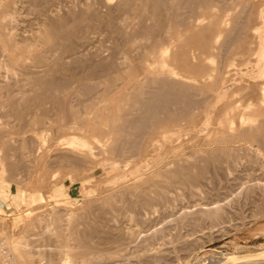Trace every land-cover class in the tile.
<instances>
[{"label":"rangeland","instance_id":"rangeland-1","mask_svg":"<svg viewBox=\"0 0 264 264\" xmlns=\"http://www.w3.org/2000/svg\"><path fill=\"white\" fill-rule=\"evenodd\" d=\"M71 1L73 2L72 4H71ZM77 1L79 3L80 0H74V1L73 0H70V1L57 0L56 2H54L56 4L54 5V8L55 9L59 8V11H60L59 13L64 14V15L66 14L65 11L67 9V6L73 5L75 3L74 9L75 11L77 10L76 11L77 13L75 12L77 16L75 14L72 15V19H71L72 22L71 21L69 22L72 26L68 25V27H65V29L55 32L54 36L53 37L51 36L52 38H50L43 44L40 41L38 43L36 38L34 39L33 37L34 32L37 30L35 28L39 27V24L36 25L37 20H35L36 18L35 14H33L31 10L30 11L24 10L25 13L23 14L22 12V17L26 18L25 22H20V25L23 23L22 24L23 26L17 25L16 28L18 29H16V32H18V30H21L24 34H22V32L20 31L21 34H19L18 38L22 37L20 38V40H23V38H27V40L20 41L17 39V36H16L17 41H20L21 44H23L24 42L32 43V41H34L33 43H35L36 41V43L39 44L37 46L38 47L37 52L41 53L42 49H44L45 51L46 50L45 48H49L52 45L56 46L58 41L60 42V43L58 42L60 45L64 42L63 43V46H64L66 45L65 43L72 44L74 42L73 44H76L78 42L79 44L82 41L86 42V39H89L90 37H92L91 40L89 41L91 43H94L95 46L98 45L99 47H102L104 46V44H107V45L110 44L108 47L115 48L118 45L119 48L121 46L120 50H122L123 52L125 51L124 52L125 54L130 51L129 53L126 54V57L128 56L130 60L128 58H127L128 61L127 59L125 60V63L122 65V67L123 66L124 67L123 68L120 67V69H118L117 71V72L120 71L119 74L117 72H114V73H110V76H107V77L102 76L100 77V79L94 78L93 80H90V81L86 79L88 73H87V68L83 67L85 66L84 65L85 62H83L84 60L76 64L71 62L73 67L70 63L66 62L67 65L69 64V66L67 67L68 70L67 69L61 70L60 72H57L58 75L56 73L54 76L55 78L54 80L57 81L56 78H58V82L59 80L60 82L64 80L65 87H61L53 91L50 90L51 94H54L56 97L60 96V98L57 97V100H59L57 102H55L56 100L52 101L51 99H49L48 101V98L46 100L44 97H41L44 94L42 88L41 89H39L40 87L39 88H29L28 85L26 86L24 85V82H25L24 80L22 81L20 80L21 82L18 81L20 78L29 79L31 76L30 74L26 77L28 73L22 74L18 71L16 72L14 71L13 73L14 75L12 76L11 82L13 81L15 83L16 81V85L12 82L13 84L12 83L11 84L14 85V87L13 86L9 87L12 89L11 91L7 90L8 91L7 93L9 94V97L12 98V100H15L16 98L15 102H17V104L19 103L18 106L20 105V108L22 107V109H24L26 115L23 119L17 120L18 118L17 114L15 116V114L11 113L14 111H10L6 104H3V106L6 105L4 108H2L0 105V127H1L0 128V138L2 137L3 131L8 130L7 132H8L9 137L7 136V138L9 142L11 141L9 144L10 146H12V148H10L9 146H7L8 148L6 147L5 149L0 148L2 149L0 151V158H2V162L0 159V242H4V248L0 250V254H2L0 255V264H49V262H52L53 264H59V263L63 264L61 262L62 259H60L59 256H58L59 260L57 259V255H56V258L54 256H55L56 250L59 249V244L63 245L64 241L65 242L70 241L69 243L67 242V244H70V247L72 248V250L74 249L75 253L77 254V256L74 257L75 259H72L73 256L69 258L70 264H75V263L76 264H90V263L91 264H264V148H262L260 152L262 153L263 151L262 153L263 155L261 154V157L259 158L261 165H257L256 164L257 162H255L256 159H255V152H254L255 149L257 148L256 146L257 140L254 139L255 140L254 141L252 138L247 137L246 135H245L246 137L244 136V132L246 131L245 128L246 129L247 128L251 129L249 127L254 128L255 126H257L258 122L263 120L262 115L261 116L260 114L255 115L256 112L254 111V109H256L259 106L260 100L258 101L257 99L260 97L259 93L261 95V92H260L261 90H259L260 87L258 88V86H255L256 81H257L256 82L257 84L260 82V80L259 81L258 79L256 80L257 68H255V66H257L256 64L259 63L258 59H260V56L264 52V51L262 52V49H264L263 48L264 47L263 45L264 44V40H263L264 28H263V21H262L264 19V16L262 20L261 19L257 20L259 18H258V12H257L256 7L253 9L242 8L243 6L240 3H244L246 2V0H234V1L224 0L225 3L222 0L220 1L219 0H189L190 3H188V0H165L164 3H162V6H161V3L159 4L160 6L158 8L155 7L153 0H151L153 3L150 0H148V2L149 1L150 2L146 4L139 2V0H133V4L131 5V7L129 5L127 6V9L125 7L122 9V11L120 12L118 11V13L115 12L116 17L118 16L122 20L121 22L124 23V26L122 27V33L124 34L125 32H127L130 35L131 34L134 35L132 36L133 37L131 39L132 41L127 42V45H126V43H124V38H123L124 35L120 33L121 35L118 34L119 37L117 36V34L116 36H114L115 34L112 33V29L110 28L108 29V26H103L104 28L100 26L98 27L99 29L97 27L96 28L94 27V30L92 27H91L92 29H88V25H86L87 22L85 20L88 18L89 14L86 15V13L83 14L78 11V8L80 6H78L79 4L76 3ZM89 1L97 2L98 0H89ZM123 1H126V0H123ZM227 1L231 2L230 3L231 5ZM5 2L6 0H0V6L4 4ZM98 7H99L100 12L104 13V11H106L104 7L101 8V6L99 5ZM61 8L65 10L62 11ZM162 8L164 9L161 10ZM209 8H211V10ZM26 13L28 14V16L27 17L23 16V15H27ZM209 13L212 14L211 15L212 17L210 16ZM216 14L219 15V17ZM32 15L34 18L32 17ZM152 15L154 17H151ZM156 15L157 16L159 15L158 17L160 19ZM256 15H257V18L255 17ZM213 17L214 18L217 17V19H215V22L212 23L211 21H214ZM30 18H33L34 20L33 19L31 20ZM143 19L145 20V22H143ZM168 19H170L169 22H167ZM208 19H211V21L210 20L208 21ZM219 20H221V23L219 22ZM33 22L35 23L33 24ZM82 22H85V23L82 24ZM31 23L33 25H29ZM144 23H147L146 26L144 25ZM159 23L161 24L164 23L162 25L163 28L160 26ZM209 23H211V25L213 26L209 25ZM217 23L219 24L217 25ZM126 24L127 26H125ZM155 24L159 25L162 28L158 30L160 33L156 30L157 26L155 27ZM220 24H222V27L220 26ZM85 25L87 26V29L85 28ZM230 25H233V26H230ZM147 26L154 27V30H153L154 35H157L158 33L162 35L163 33L166 35H162V36L165 37V39L169 38L170 40L169 39L161 40L160 44H158L156 48L151 47L150 41L152 42L154 38H152V36L151 38L149 37L150 39L148 37L146 38V36L141 32L142 29ZM219 26L223 29H221ZM210 27L212 30H214V28L216 27H217L216 29L220 28L221 32H219V34H216V35L214 34L215 35L214 37L213 34L212 36L207 31V29H209ZM256 27H259V28H256ZM101 28L105 31L100 30ZM105 28L109 31H107ZM204 28H206L205 29L206 31L204 30ZM163 29L166 33L162 31ZM254 29H257V30H254ZM87 30H91L93 32L87 31ZM138 30H141V31L139 32ZM199 30L204 31V33L200 32ZM253 30L255 34L254 32H251ZM95 31L97 32L102 31V33L105 36H103L102 33H100L102 34L100 36L99 32L96 33L97 34L96 36V34H94ZM86 32L87 33L89 32V34H87ZM239 32H240V36L238 34ZM91 33L93 34L91 35ZM189 33L192 34V36ZM195 33L196 34L199 33L200 36L198 34H197L198 36L195 35ZM139 34L141 35L139 36ZM178 34L179 35L182 34L181 36L185 38L186 42L184 43L186 44L191 43L193 45L196 44L194 46L190 44L187 45L188 46L187 49L189 50L188 56H190L188 57V63H190V65L192 64L193 66H192V69L190 68L188 69L189 71H187V69L183 68V65H181L180 57L178 58V61H179L178 62L174 60L172 61L171 57L167 56V60L165 59L166 60L165 62L167 63L168 66L169 64H171V62L173 63L170 66L171 68L174 67L173 71L178 73V76H177L178 78L167 77L166 75L159 73V69L157 67L161 66V64H160V61H158L159 58L156 57L157 53L155 50L161 47H165L166 45L170 43V41H173L172 43H175L174 39L177 37ZM85 35L86 36L88 35V38L85 37L86 39H84ZM241 35L244 36L247 42L244 40L243 36ZM62 36L63 38H61ZM68 36L73 37L74 40L72 38L70 39ZM29 37L32 38L33 40L30 41L31 39ZM120 37L122 38L120 39ZM195 37H198L199 45H198V42L196 43V41L198 40H196L197 38L195 39ZM204 37H206V39L207 37L212 38V40L208 38L212 43L211 50L202 49L203 47H201L202 46L201 44L205 41ZM240 37L241 39H239ZM186 38H188V40ZM251 38L252 39L254 38V40H252ZM105 39L106 41H104ZM111 39H115L113 40L114 43H116L115 41L119 43L115 44L116 45L115 46L113 45L114 43ZM95 40H97L98 42L96 41L95 43L94 42ZM101 40L104 41V43L101 42ZM240 40H241V44L239 45V43H236V42H239ZM122 41H123V45H122ZM100 42L102 43L101 46L100 44H98ZM257 42H258V45H257ZM128 44L130 46H128ZM251 44L255 46H251ZM40 45L42 46L40 47ZM107 45H106V48H107ZM197 45L199 47L196 48ZM231 45L232 47H230ZM236 45L237 46L239 45L240 48L237 49ZM233 46L234 48L237 49L238 52H235L236 50L234 51ZM194 47L196 50L194 49ZM242 47L244 48L246 47V49ZM250 47L253 49H251ZM149 48H152L153 50L152 49L150 50ZM173 48H175V50L176 49L178 50V48L180 47L177 46ZM198 48L202 49L200 51L201 52L203 51V52L199 54ZM102 49H105V48H102ZM133 49L134 51L138 50V54L136 51H135L136 53H134ZM248 49L249 51H246ZM48 50H46V52L42 50V52L44 54L45 53L48 54L47 53ZM253 51H254L255 56L260 54L259 57L256 56V58L254 59L255 56L252 55ZM239 52L242 53L243 56L242 54H239ZM249 52L251 53L252 56H248ZM16 53H20V51H16ZM144 53L147 55H145ZM23 54L28 55L27 57L24 55L25 61L27 60L26 61L27 63L32 64V61L34 60L32 58L33 56L31 57V54L26 53V52H23ZM194 54L196 55L194 56ZM197 54L203 57L201 58V56H199L200 57L199 58ZM132 55H134L136 58L135 57L133 58ZM138 55L140 56V58H138ZM30 58H32L33 60L31 59L30 61ZM131 59H133V61ZM254 60L255 62H253ZM155 61L157 62L155 63ZM82 62H83V65H82ZM129 62L130 64H126ZM132 62L134 63L132 64ZM152 64L155 69L154 68L152 69ZM226 64L228 67L226 66ZM155 65L157 67H155ZM194 66L203 67L205 71L203 69V71L200 72V70L198 69L196 70ZM240 67L242 70L240 69ZM149 68H150V71H149ZM246 69L250 71H247ZM132 70L134 71L132 72ZM253 71H256L254 72L256 74H252ZM129 72L131 73L129 74ZM18 73H20V76ZM145 73L147 75H145ZM181 74L183 75V77ZM210 75H211V78H209V81H208L207 77H210ZM148 76H151L152 78L151 77L148 78ZM184 76L186 77L188 76L189 78L188 77L186 78ZM214 76L217 77V80H216V77L214 78ZM254 78L256 81H253ZM146 81L148 85L145 83ZM212 81L213 82L218 81V82L214 84ZM64 82H61V83H64ZM164 82H167L168 84L171 85V87L166 88L168 89L166 91H169V92H166L165 94H163L165 92L164 91L165 89L162 90L159 87L161 86L160 84ZM211 82H212V85H210ZM139 83L142 85H140ZM87 84H90L89 85L90 89L86 91L84 90L85 89L84 87ZM18 85L19 87H17ZM20 85L22 86L21 88H20ZM137 85L139 86L137 87ZM176 85H177V88L179 89H181V87L183 88L186 87V90L188 89L187 90L188 95L191 93H194L195 96H191V95H194V94H191L190 95L191 98L189 99L192 101V97L193 98L195 97L193 100L194 102L195 101L196 102L192 104L193 101L191 103L189 99L188 101L187 99L186 100L184 99V101L179 100V102L176 99H172L174 97L173 95L174 92H172V94L170 93L171 91H173L172 86L176 87ZM179 85L181 87H178ZM182 85H185V86H182ZM200 85L203 87H201ZM21 89L23 92L21 91ZM195 89H197V91H195ZM202 89L204 92L202 91ZM181 90L179 92H181L182 94L186 92L184 89L182 91ZM229 92H230V95H229ZM155 93L156 95L160 93L158 95L160 98L158 96L156 97ZM167 93H169L168 97L166 95ZM3 94L0 96H3ZM24 94L25 96L31 97V98L35 96L34 97L35 99L32 98L30 100L29 98L28 100L29 102L27 101V105L29 106L24 105L26 103H24V101H22L21 99L22 95ZM228 96L229 98H227ZM37 97H39L41 100ZM125 97L127 98V100ZM154 97H156L157 99ZM163 97L164 99H162ZM4 99L5 97H2L1 100H4ZM19 99L22 101V103L20 102ZM158 99L160 100L158 101ZM35 100H36V103H34ZM39 101H41V103ZM232 102H235V104L238 105L237 107L238 110L235 112V115H236L235 118L237 120L233 124V126L228 127L226 124L228 122L226 113L229 112L228 111L230 109L229 106H230V103ZM248 103L249 105H251V109L250 108L246 109ZM254 103L256 104L254 105ZM235 104H232V105H235ZM191 105L193 106L194 109L191 107ZM25 107L26 108L29 107V109H26ZM157 107L158 108L160 107V108L158 109ZM174 107L175 109H172ZM149 108L153 110L158 109L157 111H154V112H157L159 117L160 116L163 117L162 120L164 119V117L166 118L167 121L166 120H163V121L161 120L162 122L159 121V123H156L157 126L153 127V129L158 127L156 129L157 131L158 130L163 131L165 128L168 127L167 130L166 129L164 130L165 136L167 135L166 136L167 138L164 136H161L162 134L159 135L157 131L153 132V129L150 134H145L143 133V131L142 132L139 131V133H136L135 135L134 134L135 129L133 131V126L131 125V127H128L130 126V124L126 126L127 124L125 123L126 121L130 123L129 121L132 117H135L137 115L138 116L143 115L145 113V110H147L146 112L151 111L150 113H153L152 112L153 110H150ZM189 108H192L190 110L191 112L194 110L192 114L188 110ZM7 109L9 111H7ZM170 110L171 111L173 110V111L171 112ZM188 111L190 113H188ZM3 112H10L11 114L8 113L7 118L5 117L2 118L1 115ZM221 112L223 113V115ZM38 113H40L41 115ZM240 113L243 115L245 114L243 116V119L246 122L244 121H243L244 123L239 122L240 120L238 119L241 115ZM169 114H171V116ZM173 114L175 115V117L173 116ZM252 114H254L253 117L251 116ZM73 115L77 117L75 118L76 121L74 119L72 120ZM167 115H168V118H167ZM191 115L192 117L188 118ZM59 116H61V119L59 118ZM124 116L125 118H127L126 120ZM223 116H225L226 119H224ZM249 116L250 118H252L251 121L250 120L248 121ZM63 118L65 120L64 123H68L69 121L70 122L79 121V122L75 123L74 128H71V129L67 128L69 131L68 132L67 130H64V128L66 127H64L65 125H63ZM128 118H129V121H128ZM223 119L225 121L227 120L226 123L225 121H223ZM2 120H4L3 121L4 123L2 122ZM54 120L56 121V123ZM104 121H105V124H104ZM164 122L167 123V125L164 126L165 124ZM222 122L224 124V127H223ZM79 123H81V125ZM121 123L124 127L121 125ZM32 124H34L35 126L34 125L32 126ZM61 125L63 126V129ZM225 125L226 127L230 129L228 128L225 129ZM2 127L4 128L3 130H2ZM77 127H79L80 130ZM80 127L81 128L83 127L82 128L83 132L81 131ZM131 129L133 132L131 131ZM84 130L85 131L88 130V132H84ZM221 131L223 134L222 136L223 138L221 137L222 135ZM130 132L132 134L128 135ZM73 134L74 136H77V137H81L82 135L83 136L87 135V138H91L90 135L96 136L97 142L96 140H92V139H90V141H92L93 146L94 145L96 146V147L94 146L96 148L95 149L96 151L94 150L96 152L95 154L99 155V156L97 155L95 156L97 163H95L92 166H88L83 163L80 165L74 164V163L72 164L66 163V162L61 163V161L58 160L57 156L61 154V152L66 153L67 151V148L65 147L67 145H65L64 142L66 143V141L69 138H71ZM152 134L155 136H153ZM239 134L240 135L242 134V135L240 136ZM151 136H153L154 138V140L152 139V143L156 142V143H153L154 145L150 143L151 138H152ZM146 137L148 138L146 139ZM148 139H149V142H148ZM146 140L148 143H150L149 145L146 142ZM217 140H218V144H217ZM124 141L125 143L126 142L127 143L123 145L122 147V145L120 144L121 142L123 143ZM128 141L130 144L128 143ZM119 146L120 148H117ZM125 146H128L127 149ZM131 146L132 147L134 146V149ZM124 147L126 150H131V151L129 152V151L124 150ZM236 148H237V151H236ZM114 149L115 150L119 149V151L118 150L114 151ZM121 149L124 151L123 152L124 154L120 153ZM216 149L217 151L224 150V149H225L224 151H226V149L228 151L230 149L232 152L231 151L229 152H231L232 154L234 151L233 155H235L238 158V163L236 165H233L234 167L232 166V169L230 170L231 172L229 171L227 172L223 169L218 170L217 171L218 173L216 172L217 178L216 177L215 179L213 178L214 180L208 183L209 185L207 183L205 184L204 182L203 183L204 187L202 186L200 188L201 190L196 189V188H190L187 185H175L173 187L168 188L167 194L169 193L168 194L169 196L166 194L165 197L168 196L166 198V201L163 200V203L160 202L161 204L159 203L157 204V206L155 205V209L153 208L152 211L150 210L149 213H146V216L144 213L133 215V213H131L130 211H127L128 213L130 212L129 214H127L125 210L122 211L119 208L120 202L116 201L117 198H115V194H117L119 191L123 189L125 190V188L128 190L129 189L131 190L132 187L130 186H132L134 183L136 184L137 180L139 181L141 179L148 178L151 175H153L152 177L155 178V176H157L155 173H158L157 170H162V169L164 170L166 168L165 167L166 165L168 168L170 166L174 167V163L178 162V160L179 162L180 161L182 162L183 160V162L186 163V161L193 160V157L197 156L198 154L200 153L204 154L205 152H209V150L212 151L213 153L215 152L217 154H221L222 151L217 152ZM198 151L199 152L201 151V152L199 153ZM131 152L134 154H131ZM126 153L127 155L129 153L130 154L127 156ZM133 157L135 158L133 159ZM114 158H115V161H113ZM13 166H15L14 167L15 169L12 168ZM48 167L49 168L51 167V168L49 169ZM9 169L11 171H9ZM170 169L172 168H169L168 170ZM208 169L210 170L212 174L213 172L212 167L210 168L209 166ZM210 172H208L207 175H209ZM156 178L159 179L160 177L157 176ZM202 202L212 203L213 206L217 204L216 202H219L218 204L222 205L224 215H221L222 217L218 218V220H216L213 224L209 222L208 218L206 219V217H204L202 214H199V213L198 214L191 213L188 216H186V218L182 217L183 216L182 214L188 211H196L198 209V204ZM113 208L115 210L119 209V215L116 216L118 219L114 217V220H115L113 221L114 223H112V225H108L107 227L108 229L106 230V239L108 241V244H103L104 247H102V248H107V251L109 248V251L103 252L105 256H103L104 254L102 253V251L100 254L96 251H92L94 253L90 252L89 250L87 251V249L83 248V246L78 243L77 241L78 237L75 233H73V230L71 229H74L75 227V229L78 228V230L81 231L84 228L83 223L85 222L88 223L87 219H89L90 221V218L92 219L93 217H96V214L98 211H103V210L109 211ZM75 216H77L76 218L80 219L81 222H79V220L74 219ZM81 216L83 217L81 218ZM54 220H55V223L53 222ZM71 223L74 225L76 224V225L71 227L70 226ZM68 226H70L71 229L69 230L72 233L68 234L69 238L68 236L66 237L65 235V239L63 241L62 239L64 238V233L65 232H66L65 234L69 233V231L67 232V229H66L68 228ZM59 233L62 237L58 236ZM120 237L122 238V241L120 240V242H122L121 243L122 246L120 250H118L117 252H113V249L117 250V248H114L113 245H110L109 241L120 238ZM60 240H62L63 242L61 241L62 243L61 242L59 243ZM15 242H17L18 246L16 245ZM55 245H57L58 247H56ZM53 247L54 248L56 247V248L54 249ZM99 248L101 249V247ZM84 249H85V252H84ZM41 250H43V252ZM79 252L81 253L79 254ZM87 252L89 253V256L87 255L88 254ZM40 253L42 256L40 255ZM92 254L94 255L92 256ZM85 255H87L90 259H88L87 256L85 257ZM94 257L96 258L94 259ZM49 258H55V259H51V261H49L48 260ZM77 258L80 261L77 260V262H75ZM85 258H87L86 260H88V263H86L87 261L85 260ZM92 258L94 262L91 261ZM97 259H98V262H97ZM31 260L33 262L34 261L36 262L33 263Z\"/></svg>","mask_w":264,"mask_h":264},{"label":"bare ground","instance_id":"bare-ground-1","mask_svg":"<svg viewBox=\"0 0 264 264\" xmlns=\"http://www.w3.org/2000/svg\"><path fill=\"white\" fill-rule=\"evenodd\" d=\"M57 1V0H56ZM55 0H6V2L4 3V4H2L1 6H0V95H2L4 92V94H3V96H0L1 98H0V105H1V107L2 108H4L6 105L8 106V109L10 110V111H14V112H11V113H13V114H15V116H16V114H17V120L18 119H23L24 117H25V111H24V109H22V107L20 108V105L18 106V104H17V102H15V100H16V98H15V100H12V98L11 97H9V94L7 93L8 91L7 90H10L11 91V89L12 88H9V87H11V86H13L14 87V85H12L13 83L11 82V79H12V76L14 75L13 73H14V71L16 72V71H18V72H20V73H22V74H24V73H28L27 75H26V77L30 74L31 76H30V78L29 79H19L18 81H22V80H24L25 82H24V85L26 86V85H28L29 86V88H39V89H43V95L41 96V97H44L46 100H47V98H48V101H49V99H51L52 101H54V100H56L55 102H57V101H59V100H57V97H59L60 98V96H55L54 94H51V91L50 90H55V89H58V88H61V87H65V82H64V80L63 81H61V82H64V83H61L60 82V80H59V82H58V78H56L57 79V81L56 80H54L55 78H54V76H55V74L57 73V72H60L61 70H66L67 69V67L69 66V64L67 65L66 64V62H68V63H70L71 64V62L72 63H79V62H81L82 60H84L83 62H85V66H83L84 68L86 67L87 68V77H86V79H88L89 81L90 80H93L94 78L96 79V78H99L100 79V77H102V76H110V73H114V72H117L118 71V69H120V67L121 68H123L122 67V65L125 63V60L128 58V56L126 57V54L127 53H129V52H127L126 54L122 51V50H120L121 49V46H120V48H119V46L117 45H115V44H118L119 42H117V41H115L116 43H114V41L113 40H115V39H111L112 41H113V45H115L116 47L115 48H111V47H108L109 45H107V44H104V46H102V47H99L97 44V46H95L94 45V43H91L89 40H91V38L92 37H90L89 39H86V38H88V35L86 36H84V39H86V42L84 41H82V42H80L79 44H78V42L76 43V44H78V45H76V44H71V43H65L66 45H64L63 46V43H62V41H61V45L57 42V44H56V46H54V45H52L51 47H49V48H45L46 50H48V54H44L43 52H42V50L44 51V49H42L41 50V53H38L37 51H38V45L39 44H37L36 43V41H35V43H33L34 41H32L33 39L32 38H30L29 40L30 41H32V43H27V42H24V43H26V44H21V42L20 41H23V40H27V38H23V40H20V38H22V37H20V38H18L19 37V34H21L20 33V31L21 30H18V32H16V29H18V28H16L17 27V25L19 26L20 25V22H25V19L26 18H23L22 17V12H23V14L25 13V11L24 10H27V11H32L33 12V14H35V16H36V18H35V20H37V24L36 25H38L39 24V27L38 28H35V29H37L35 32H34V35H33V37H34V39L36 38V40L38 41V43H39V41L43 44V43H45L47 40H49L50 38H52L53 36H54V34H55V32H58L59 30H62V29H65V27H68V25H71L69 22L71 21V19H72V15H74L75 14V12L77 11H75V3L73 4V5H68L67 6V9H66V14L64 15V14H60L59 12V8L58 9H55L54 8V5H56L54 2H56ZM62 1V0H61ZM68 1H70V0H68ZM74 1V0H73ZM151 1V0H150ZM149 1V2H150ZM154 1V4H155V7L156 8H158L160 5V3H161V6H162V3H164V1L165 0H153ZM220 1V0H219ZM223 2H224V0H222ZM226 1V0H225ZM231 1H234V0H231ZM248 1V2H247ZM139 2H141V3H149L148 2V0H139ZM152 2V1H151ZM171 2V1H170ZM196 2V1H195ZM227 2H229V1H227ZM2 3V2H1ZM73 2L71 1V4H72ZM76 3H78V1L76 2ZM153 3V2H152ZM151 3V4H152ZM177 3V2H176ZM188 3H190V1L188 0ZM225 3V2H224ZM231 2H229V4H230ZM233 3V2H232ZM59 4V3H58ZM57 4V5H58ZM66 4V3H65ZM64 4V5H65ZM79 4V5H78ZM77 5L78 6H80L79 8H78V11L79 12H81V13H83V14H85L86 13V15H88L89 14V16H88V18L85 20L87 23H86V25H88V29H92L93 28V30H94V27L96 28H98V27H100V26H102V28H104L103 26H108V29L110 28V29H112V33L113 34H115L114 36H116V34H117V36H118V34H123L122 33V27L124 26V23L123 22H121L122 20L117 16L116 17V14H115V12L116 13H118V11L120 12V11H122V9L123 8H125L126 7V9H127V6H129L130 5V7H131V5L133 4V0H126V1H123V0H98L97 2H91V1H89V0H80L79 1V3H78ZM144 4V5H145ZM178 4V3H177ZM185 4V3H184ZM211 4V3H210ZM243 7L242 8H250V9H253V8H257V12H258V18L259 19H257V20H262L263 19V14H264V0H251V1H249V0H246V2H244V3H240ZM60 5V4H59ZM98 5L99 6H101V8L102 7H104L105 9H106V11H104V13L103 12H100V10H99V7H98ZM164 5V4H163ZM186 5V4H185ZM193 5V4H192ZM231 5V4H230ZM233 5V4H232ZM71 6V7H70ZM73 6V7H72ZM169 6V5H168ZM184 6V5H183ZM222 6V5H221ZM60 7V6H59ZM155 7H154V9H155ZM170 7V6H169ZM190 7V6H189ZM200 7V6H199ZM210 7H211V5H210ZM57 8V7H56ZM65 8V7H64ZM103 8V9H104ZM171 8V7H170ZM215 8V7H214ZM218 8V7H217ZM62 9V8H61ZM60 9V10H61ZM76 9H77V7H76ZM164 8H162L161 10H163ZM180 9V8H179ZM199 9V8H198ZM205 9V8H204ZM208 9V8H207ZM206 9V10H207ZM210 10H211V8H209ZM232 9V8H231ZM241 9V8H240ZM250 9H248V10H250ZM65 10V9H64ZM63 9H62V11H64ZM172 10V9H171ZM186 10V9H185ZM209 10V11H210ZM124 11V10H123ZM200 11V10H199ZM152 12H154V11H152ZM151 12V13H152ZM207 12V11H206ZM220 12V11H219ZM239 12H240V10H239ZM28 13V12H27ZM26 13V14H27ZM30 13V12H29ZM77 13V12H76ZM156 13V12H155ZM154 13V14H155ZM182 13V12H181ZM251 13V12H250ZM253 13V12H252ZM80 14V13H79ZM78 14V15H79ZM185 14V13H184ZM210 14V13H209ZM76 15V14H75ZM85 15V16H86ZM124 15V14H123ZM189 15V14H188ZM193 15V14H192ZM196 15V14H195ZM212 14H210V16H211ZM217 15V14H216ZM250 15V14H249ZM23 16H25V17H27L28 16V14L27 15H23ZM77 16V15H76ZM157 16V15H156ZM155 16V17H156ZM159 16V15H158ZM157 16V17H158ZM169 16V15H168ZM208 16V15H207ZM218 17H219V15H217ZM241 16V15H240ZM31 17V16H30ZM32 17H33V15H32ZM80 17V16H79ZM151 17H154L153 15L151 16ZM162 17V16H161ZM209 17V16H208ZM212 17V16H211ZM254 17V16H253ZM256 18H257V15L255 16ZM34 18V17H33ZM33 18H30L31 20L33 19ZM159 18V17H158ZM165 18V17H164ZM168 18V17H167ZM171 18V17H170ZM183 18V17H182ZM234 18V17H233ZM160 19V18H159ZM205 19V18H204ZM212 19V18H211ZM211 19H208V21L210 20L211 21ZM215 19H217V17H213V20L214 21H211L212 23L213 22H215ZM34 20V19H33ZM77 20V19H76ZM82 20V19H81ZM141 20V19H140ZM169 20L170 19H168V21L167 22H169ZM173 20V19H172ZM179 20V19H178ZM249 20V19H248ZM256 20V21H257ZM27 21V20H26ZM160 21V20H159ZM263 21V28H264V19L262 20ZM72 22V21H71ZM143 22H145V20L143 19ZM142 22V23H143ZM176 22V21H175ZM179 22V21H178ZM185 22H186V20H185ZM219 22L221 23V20H219ZM29 23V22H28ZM35 22H33V24H34ZM83 23H85V22H82V24ZM155 23V22H154ZM153 23V24H154ZM187 23H189V22H187ZM186 23V24H187ZM23 24V23H22ZM21 24V25H22ZM27 24V23H26ZM32 23L31 24H29V25H33ZM73 24V23H72ZM146 24L147 23H144V25L146 26ZM160 24V26L162 27V25L164 24H161V23H159ZM185 24V23H184ZM219 23H217V25H218ZM20 25V26H21ZM25 25V24H24ZM85 25V28L87 29V26ZM137 25V24H136ZM143 25V26H144ZM209 25H211V23H209ZM238 25V24H237ZM243 25V24H242ZM262 25V24H261ZM23 26V25H22ZM72 26V25H71ZM125 26H127V24L125 25ZM157 26V27H156ZM159 25H156L155 24V27H156V30L158 31L159 29H162L161 27H160ZM171 26V25H170ZM211 26H213V25H211ZM220 26L222 27V24H220ZM219 26V27H220ZM230 26H233V25H230ZM28 27V26H27ZM37 27V26H36ZM90 27V28H89ZM92 27V28H91ZM209 27V26H208ZM220 27V28H221ZM245 27V26H244ZM33 28V27H32ZM100 29V30H103V29ZM107 28V27H106ZM105 28V29H106ZM217 28V27H216ZM216 28H214V30H212L211 29V27L209 28V29H207V31L212 35H216V34H219V32H221V29H223V28H218V29H216ZM239 28V27H238ZM243 28V27H242ZM256 28H259V27H256ZM261 28V27H260ZM19 29H20V27H19ZM31 29V28H30ZM67 29V28H66ZM99 29V28H98ZM142 29V28H141ZM168 29V28H167ZM206 28H204V30H205ZM216 29V30H215ZM27 30V29H26ZM97 30V29H96ZM107 30V29H106ZM154 27L153 26H147V27H145V28H143L142 29V31L141 30H138L139 32L141 31L145 36H146V38L148 37H150L151 38V36H152V38H154L153 40H152V42L150 41V46L151 47H153V48H156V46H158V44H160V41L161 40H166V39H169V38H166L165 39V37H163L162 35H166V34H163L162 33V35L161 34H157V35H154L153 33H154ZM194 30V29H193ZM192 30V31H193ZM197 30V29H196ZM232 30V29H231ZM234 30V29H233ZM251 30V29H250ZM254 30H257V29H254ZM254 30L253 31H251V32H254ZM23 31H24V29H23ZM86 31V30H85ZM87 31H91V30H87ZM103 31H105V30H103ZM107 31H109V30H107ZM107 31H106V33H107ZM135 31V30H134ZM162 31H164V29L162 30ZM161 31V32H162ZM188 31V30H187ZM200 31V30H199ZM206 31V30H205ZM223 31V30H222ZM22 32V31H21ZM70 32V31H69ZM91 32H93V31H91ZM99 32V34L100 33H102V31L100 32V31H98ZM97 31H95L94 32V34H96V33H98ZM190 32V31H189ZM198 32V31H197ZM200 32H203L204 33V31H200ZM199 32V33H200ZM207 32V33H208ZM234 32V31H233ZM257 32V31H256ZM17 33H18V35H17ZM26 33V32H25ZM33 33V32H32ZM87 33V32H86ZM105 33V32H104ZM164 33H166L165 31H164ZM191 33H193V32H191ZM199 33H197L198 35H199ZM22 34H24L23 32H22ZM85 34V33H84ZM87 34H89V32L87 33ZM93 33H91V35H92ZM98 34V35H99ZM103 34V33H102ZM102 34H100V36L102 35ZM120 34V35H121ZM156 34V33H155ZM187 34V33H186ZM190 34V33H189ZM196 33H195V35H197ZM209 34V35H210ZM239 34V36H240V32L238 33ZM254 34H255V32H254ZM106 35H108V34H106ZM124 43H126V45H127V42H129V41H132L131 39L133 38L132 36H134L133 34H128L127 32H125L124 34ZM122 35V36H123ZM137 35V34H136ZM141 34H139V36H140ZM168 35V34H167ZM179 35V34H178ZM177 35V37L174 39V42L175 43H172L173 41H170V43L168 44V45H166L165 47H161V48H159V49H157V50H155L156 51V57L157 58H159V60L158 61H160V64H161V66H159V67H157L156 65H155V67H157L158 69H159V73H161V74H163V75H166L167 77H174V78H178L177 76H178V73H176V72H174L173 70H174V67H172L171 68V64H173L171 61V64H169V66L167 65V63L165 62L166 60H167V56L168 57H171V59H172V61L174 60V61H178V58L180 57V63H181V65H183V68H185V69H187V71H189L188 69H192V64L190 65V63H188V57H190V56H188L189 55V50L187 49V45H193V44H191V43H188V44H186V43H184V42H186L185 41V38H183L181 35H179L178 36ZM188 35V34H187ZM191 36H192V34H190ZM194 35V36H195ZM197 35V36H198ZM212 35V36H213ZM215 35H214V37H215ZM237 35V34H236ZM16 36H17V39L18 40H20V41H17V39H16ZM22 36V35H21ZM52 36V37H51ZM72 36V35H71ZM96 36H97V34H96ZM99 36V37H100ZM103 36H105L104 34H103ZM111 36H113V35H111ZM144 36V37H145ZM200 36V35H199ZM241 36H243V35H241ZM69 37V36H68ZM80 37V36H79ZM86 37V38H85ZM94 37H95V35H94ZM93 37V38H94ZM107 37V36H106ZM119 37V36H118ZM117 37V38H118ZM236 37V36H235ZM253 37V36H252ZM264 37V36H263ZM61 38H63V36L61 37ZM70 39L72 38L73 39V37H69ZM97 38V37H96ZM95 38V39H96ZM105 38V37H104ZM108 38V37H107ZM114 38H116V37H114ZM122 37H120V39H121ZM138 38V37H137ZM149 38V39H150ZM197 38V39H196ZM208 38H210V37H207V39ZM216 38H217V36H216ZM233 38V37H232ZM243 38H244V36H243ZM255 38V37H254ZM254 38L252 39V40H254ZM59 39V38H58ZM109 39V38H108ZM142 39V38H141ZM148 39V40H149ZM187 40H188V38H186ZM189 39H190V37H189ZM192 39V38H191ZM195 39L196 40H198V37H195ZM204 39H205V41L201 44L202 46L201 47H203L202 49H205V50H211V41L210 40H212V38H210V40L208 39H206V37H204ZM239 39H241V37L239 38ZM238 39V40H239ZM74 40V39H73ZM98 40V39H97ZM97 40H95L94 42L96 43V41ZM103 40V39H102ZM101 40V42H103L104 43V41H106V39L104 40V41H102ZM146 40V39H145ZM170 40V39H169ZM173 40V39H172ZM215 40H217V39H215ZM214 40V41H215ZM244 40H245V38H244ZM263 40H264V38H263ZM89 41V42H88ZM93 41V40H92ZM168 41V40H167ZM192 41V40H191ZM194 41V40H193ZM201 41H203V40H201ZM200 41V42H201ZM213 41V42H214ZM236 41H237V39H236ZM243 41V40H242ZM246 41V40H245ZM249 41H251V40H249ZM20 42V43H19ZM67 42V41H66ZM98 42V41H97ZM98 43V44H100V46H101V44L102 43ZM163 42V41H162ZM198 42V45H199V40L198 41H196V43ZM224 42V41H223ZM244 42V41H243ZM243 42H242V44H243ZM247 42V41H246ZM254 42V41H253ZM252 42V43H253ZM259 42V41H258ZM258 42H257V45H258ZM261 42H262V40H261ZM105 43H107V42H105ZM236 43H239V45L241 44V40L239 41V42H236ZM235 43V44H236ZM245 43V42H244ZM93 44V45H92ZM131 44V43H130ZM214 44V43H213ZM231 44V43H230ZM234 44V43H233ZM249 44H250V42H249ZM255 44V43H254ZM45 45V44H44ZM92 45V46H91ZM106 45H107V48H106ZM122 45H123V41H122ZM125 45V44H124ZM163 45H165V44H163ZM194 45H196V44H194ZM193 45V46H194ZM196 46V48L197 47H199V46ZM239 45L237 46L236 45V48L238 49V48H240L239 47ZM264 45V44H263ZM42 45H40V47H41ZM47 46V45H46ZM45 46V47H46ZM128 46H130L129 44H128ZM142 46V45H141ZM149 46V47H150ZM161 46V45H160ZM159 46V47H160ZM180 47V48H178V50L176 49L175 50V48H173V47ZM224 46V45H223ZM241 46H243V45H241ZM251 46H255V45H252L251 44ZM262 46V45H261ZM123 47V46H122ZM138 47V46H137ZM136 47V48H137ZM148 47V46H147ZM200 47V48H201ZM215 47V46H214ZM227 47V46H226ZM230 47H232V45L230 46ZM229 47V48H230ZM263 47V46H262ZM102 48H105V49H102ZM130 48V47H129ZM132 48H133V46H132ZM139 48V47H138ZM137 48V49H138ZM190 48V47H189ZM200 48H198L199 49V54L200 53H202L200 50H202V49H200ZM233 48H234V46H233ZM233 48H232V50H233ZM236 48H234V51L235 52H238L237 51V49ZM242 48H244V47H242ZM249 48V47H248ZM251 48V47H250ZM260 48V47H259ZM258 48V49H259ZM264 48V47H263ZM150 50L152 49V48H149ZM173 49V50H172ZM192 49V48H191ZM194 49H195V47H194ZM231 49V48H230ZM244 49H246V47L244 48ZM251 49H253V48H251ZM257 49V48H256ZM46 50L44 51V52H46ZM120 50V51H119ZM139 50V49H138ZM138 50H135L136 52H137V54H138ZM153 50V49H152ZM196 50V49H195ZM215 50V49H214ZM242 50V49H241ZM16 51H20V53H16ZM128 51V50H127ZM133 51H134V49H133ZM134 51V53H136ZM246 51H249V49L248 50H246ZM264 51V49H262V52ZM23 52H26V53H30L31 54V57L34 59H32V58H30V61H31V59L33 60L32 61V64H29V63H27L26 61H25V56L27 57L28 55H26V54H23ZM131 52H132V50H131ZM154 52V51H153ZM195 52V51H194ZM193 52V53H194ZM208 52V51H207ZM231 52H233V51H231ZM244 52V51H243ZM260 52H261V50H260ZM259 52V53H260ZM142 53H143V51H142ZM205 53V52H204ZM203 53V54H204ZM245 53V52H244ZM248 53V52H247ZM253 54L252 55H254V51L252 52ZM264 53V52H263ZM262 53V55L260 56V59H258L259 61V63L258 64H256L257 66H255V64H254V66H255V68H257V74L256 73H254V72H256V71H253L252 72V74H256V76H257V78H256V80L258 79V81L260 80V82L257 84L256 82V80H255V78H254V80L253 81H256L255 82V86H258V88L260 87V89L259 90H261L260 92H261V95H260V93H259V98L257 99L258 101L260 100V104H259V106L256 108V106H255V108L256 109H254V111L256 112L255 113V115L256 114H260V116L262 115L263 116V120H261L260 122H256L257 123V126H255L254 128L253 127H249V128H251V129H246L245 128V132H244V136L246 135L247 137H250V138H252L253 140L255 139V140H257V142H256V146H257V148L255 149V159H256V161L255 162H257L256 164L257 165H261L260 164V161H259V158L261 157V154L263 153V151H262V153H260L261 152V150H262V148H264V54ZM145 54V53H144ZM202 54V55H203ZM238 54V53H237ZM239 54H242V53H240L239 52ZM250 54V55H249ZM249 54H248V56H252L251 55V53L249 52ZM258 54V53H257ZM25 55V56H24ZM130 55H131V53H130ZM129 55V56H130ZM145 55H147V54H145ZM170 55V56H169ZM196 54H194V56H195ZM198 55V54H197ZM206 55V54H205ZM260 55V54H259ZM259 55H256V56H258L259 57ZM133 56V58L135 57L134 55H132ZM199 56H201V55H198V57ZM208 56V55H207ZM242 56H243V54H242ZM255 56V55H254ZM256 56L254 57V59L256 58ZM143 57V56H142ZM203 56H201V58H202ZM234 57V56H233ZM232 57V58H233ZM236 57V56H235ZM136 58V57H135ZM138 58H140V56L138 55ZM148 58V57H147ZM154 58V57H153ZM196 58V57H195ZM200 58V57H199ZM239 58V57H238ZM241 58V57H240ZM245 58V57H244ZM252 58V57H251ZM29 59V58H28ZM121 59V60H120ZM129 60H130V58H128ZM128 59H127V61H128ZM166 59V60H165ZM247 59V58H246ZM132 61H133V59H131ZM149 60V59H148ZM168 60H169V58H168ZM200 60V59H199ZM251 60V59H250ZM253 60V59H252ZM257 60V59H256ZM29 61V60H28ZM70 61V62H69ZM198 61V60H197ZM236 61V60H235ZM83 62H82V65H83ZM131 62V61H130ZM130 62L129 63H126V64H130ZM157 61H155V63H156ZM179 62V61H178ZM190 62V61H189ZM201 62V61H200ZM253 62H255V60L253 61ZM31 63V62H30ZM134 62H132V64H133ZM248 63H249V61H248ZM251 64V63H250ZM72 65V64H71ZM80 65H81V63H80ZM146 65V64H145ZM148 65V64H147ZM223 65V64H222ZM177 66V65H176ZM196 66V65H195ZM194 66V67H195ZM201 66V65H200ZM226 66H227V64H226ZM241 66V65H240ZM72 67H73V65H72ZM79 67H81V66H79ZM126 67V66H125ZM228 67V66H227ZM237 67V66H236ZM248 67V66H247ZM250 67V66H249ZM129 68H130V66H129ZM150 68H151V66H150ZM150 68H149V71H150ZM154 67H153V64H152V69H153ZM196 68V70L198 69V70H200V72L201 71H203V67H195ZM225 68V67H224ZM234 68V67H233ZM254 68V69H255ZM74 69V68H73ZM135 69V68H134ZM155 69V68H154ZM184 69V70H185ZM228 69V68H227ZM240 69H241V67H240ZM253 69V70H254ZM68 70V69H67ZM70 70V69H69ZM75 70V69H74ZM82 70V69H81ZM126 70V69H125ZM213 70V69H212ZM225 70V69H224ZM242 70V69H241ZM247 70V69H246ZM131 71V70H130ZM134 70H132V72H133ZM152 71V70H151ZM204 71H205V69H204ZM211 71V70H210ZM236 71V70H235ZM235 71H234V73H235ZM244 71V70H243ZM247 71H250V70H247ZM79 72V71H78ZM120 72V71H119ZM119 72H117L118 74H119ZM146 72H147V70H146ZM199 72V71H198ZM217 72H218V70H217ZM246 72V71H245ZM20 73H18L19 74V76H20ZM67 73V72H66ZM131 72H129V74H130ZM211 73V72H210ZM186 74V73H185ZM184 74V75H185ZM215 74V73H214ZM217 74V73H216ZM232 74V73H231ZM24 75V76H25ZM57 75H58V73H57ZM63 75V74H62ZM61 75V76H62ZM145 75H147L146 73H145ZM182 75V74H181ZM197 75V74H196ZM118 76V75H117ZM179 76H180V74H179ZM198 76V75H197ZM205 76V75H204ZM217 76V75H216ZM216 76H214V78L216 77ZM232 76V75H231ZM22 77H23V75H22ZM81 77V76H80ZM115 77V76H114ZM151 76H148V78H150ZM157 77V76H156ZM182 77H183V75H182ZM184 77H186V76H184ZM188 77V76H187ZM186 77V78H187ZM200 77V76H199ZM206 77V76H205ZM220 77V76H219ZM253 77H255V76H253ZM82 78H83V76H82ZM152 78V77H151ZM160 78V77H159ZM181 78V77H180ZM189 78V77H188ZM208 78V81H209V78H211V75H210V77H207ZM206 78V79H207ZM212 78H213V76H212ZM231 78V77H230ZM16 79V78H15ZM70 79V78H69ZM118 79V78H117ZM144 79V78H143ZM147 79V78H146ZM145 79V80H146ZM205 79V80H206ZM252 79V78H251ZM14 80V79H13ZM101 80H102V78H101ZM112 80V79H111ZM110 80V81H111ZM125 80V79H124ZM155 80V79H154ZM184 80V79H183ZM191 80V79H190ZM195 80V79H194ZM203 80H204V78H203ZM213 80V79H212ZM216 80H217V77H216ZM222 80V79H221ZM20 81V82H21ZM81 81V80H80ZM110 81H108V82H110ZM140 81V80H139ZM152 81V80H151ZM202 81V80H201ZM102 82V81H101ZM113 82V81H112ZM111 82V83H112ZM141 82V81H140ZM143 82H144V80H143ZM154 82H156V81H154ZM174 82V81H173ZM194 82V81H193ZM203 82V81H202ZM206 82V81H205ZM213 82V81H212ZM212 82L210 83V85H212ZM218 82V81H217ZM217 82H213L214 84L215 83H217ZM227 82V81H226ZM12 83V84H11ZM19 83V82H18ZM83 83H84V81H83ZM96 83V82H95ZM142 83V82H141ZM146 84H147V81L145 82ZM15 85H16V81H15V83H14ZM20 84V83H19ZM100 84V83H99ZM98 84V85H99ZM104 84V83H103ZM108 84V83H107ZM120 84V83H119ZM140 84V83H139ZM150 84V83H149ZM188 84V83H187ZM22 85V84H21ZM20 85V88L22 87ZM23 85V86H24ZM90 84H87V85H85V89L84 90H88V89H90V86H89ZM97 85V84H96ZM115 85V84H114ZM140 85H142V84H140ZM145 85V84H144ZM148 85V84H147ZM161 86H159L162 90L163 89H165L162 93L163 94H165L166 92H169V91H166V90H168V89H166V88H168V87H171V85L170 84H168L167 82H164V83H162V84H160ZM189 85V84H188ZM195 85V84H194ZM209 85V86H210ZM219 85V84H218ZM254 85V84H253ZM89 86V87H88ZM95 86V85H94ZM113 86V85H112ZM117 86V85H116ZM139 85H137V87H138ZM182 86H185V85H182ZM201 86V85H200ZM17 87H19V85L17 86ZM106 87H107V85H106ZM108 87H110V86H108ZM135 87V86H134ZM143 87V86H142ZM154 87V86H153ZM178 87H181L180 85L178 86ZM194 87V86H193ZM193 87H191V88H193ZM199 87V86H198ZM201 87H203V86H201ZM9 88V89H8ZM25 88V87H24ZM28 88V89H29ZM93 88V87H92ZM103 88V87H102ZM148 88V87H147ZM155 88V87H154ZM172 88H173V91H171V93L170 94H172V92H174V97L172 98V99H176V100H178V102H179V100H181V101H184V99L186 100L187 99V101H188V99L189 98H191V96H195V94L194 93H191V94H194V95H191V94H187V90H186V87L185 88H183V87H181V89L183 88L186 92L184 93V94H182L181 92H179L181 89H179V88H177V85H176V87L175 86H172ZM197 88V87H196ZM224 88V87H223ZM237 88V87H236ZM26 89H27V87H26ZM66 89H67V87H66ZM69 89V88H68ZM73 89V88H72ZM109 89V88H108ZM112 89V88H111ZM134 89V88H133ZM150 89V88H149ZM182 89V90H183ZM190 89V88H189ZM212 89V88H211ZM226 89H227V87H226ZM248 89V88H247ZM252 89V88H251ZM250 89V90H251ZM20 90V89H19ZM24 90V89H23ZM92 90H94V89H92ZM135 90V89H134ZM136 90H137V88H136ZM140 90V89H139ZM159 90V89H158ZM181 90V91H182ZM204 90H206V89H204ZM213 90V89H212ZM242 90V89H241ZM21 91H22V89H21ZM25 91V90H24ZM34 91V90H33ZM32 91V92H33ZM37 91V90H36ZM90 91V90H89ZM103 91V90H102ZM110 91V90H109ZM112 91V90H111ZM131 91H133V90H131ZM156 91V90H155ZM161 91V90H160ZM159 91V92H160ZM191 91V90H190ZM195 91H197V89H195ZM200 91V90H199ZM202 91H203V89H202ZM201 91V92H202ZM215 91H217V90H215ZM17 92V91H16ZM23 92V91H22ZM61 92V91H60ZM66 92H68V91H66ZM85 92V91H84ZM137 92V91H136ZM138 92H140V91H138ZM153 92V91H152ZM193 92V91H192ZM204 92V91H203ZM202 92V93H203ZM239 92V91H238ZM241 92V91H240ZM19 93V92H18ZM26 93H28V92H26ZM41 93V92H40ZM147 93V92H146ZM8 94V95H7ZM23 94V93H22ZM64 94V93H63ZM62 94V95H63ZM104 94V93H103ZM145 94V93H144ZM148 94H149V92H148ZM160 94V93H159ZM158 94V95H159ZM168 94L169 93H167L166 95H167V97H168ZM210 94V93H209ZM248 94V93H247ZM37 95H38V93H37ZM41 95V94H40ZM85 95H86V93H85ZM153 95V94H152ZM155 95H156V93H155ZM158 95H156V97L158 96ZM162 95V94H161ZM186 95H188V96H186ZM191 95V96H190ZM202 95V94H201ZM229 95H230V92H229ZM65 96V95H64ZM63 96V97H64ZM130 96V95H129ZM148 96V95H147ZM163 96V95H162ZM165 96V95H164ZM203 96V95H202ZM210 96V95H209ZM244 96V95H243ZM2 97H5V99L4 100H1L2 99ZM17 97H18V95H17ZM20 97H21V95H20ZM35 97V96H34ZM34 97H32V98H34ZM85 97V96H84ZM95 97V96H94ZM127 97V96H126ZM125 97V98H126ZM135 97V96H134ZM139 97H141V96H139ZM156 97H154V98H156ZM159 97V96H158ZM170 97V96H169ZM29 98H30V100L32 99L31 97H27V96H25V94L24 95H22V101H24V103H26V104H24V105H27V101L29 100ZM37 98H39V97H37ZM58 98V99H59ZM81 98V97H80ZM97 98V97H96ZM153 98V99H154ZM160 98V97H159ZM171 98V97H170ZM195 98V97H194ZM193 97H192V101H193V103H192V101H191V103L192 104H194L195 102H194V99ZM198 98V97H197ZM210 98V97H209ZM215 98V97H214ZM227 98H229V96L227 97ZM257 98V97H256ZM35 99V98H34ZM40 99V98H39ZM44 99V100H45ZM82 99H83V97H82ZM130 99V98H129ZM133 99V98H132ZM138 99V98H137ZM157 99V98H156ZM162 99H164V97L162 98ZM199 99V98H198ZM212 99V98H211ZM20 100V99H19ZM41 100V99H40ZM63 100V99H62ZM126 100H127V98H126ZM155 100V99H154ZM160 99H158V101H159ZM166 100H167V98H166ZM175 100V101H176ZM6 101V102H5ZM17 101H18V99H17ZM22 101L20 100V102L22 103ZM32 101H34V100H32ZM38 101V100H37ZM64 101V100H63ZM97 101H98V99H97ZM129 101H131V100H129ZM136 101V100H135ZM172 101V100H171ZM170 101V102H171ZM189 101V102H190ZM202 101V100H201ZM29 102V101H28ZM40 103H41V101H39ZM51 102V101H50ZM55 102H53V103H55ZM96 102V101H95ZM94 102V103H95ZM101 102V101H100ZM137 102V101H136ZM164 102V101H163ZM226 102V101H225ZM32 103V102H31ZM34 103H36V100H35V102ZM49 103V102H48ZM92 103V102H91ZM134 103V102H133ZM148 103V102H147ZM160 103V102H159ZM166 103V102H165ZM204 103V102H203ZM238 103V102H237ZM242 103V102H241ZM250 103V102H249ZM249 103H248V105H247V108L246 109H248V108H250L251 109V105H249ZM3 104H6L5 106H3ZM39 104V103H38ZM50 104V103H49ZM62 104V103H61ZM89 104V103H88ZM164 104V103H163ZM176 104V103H175ZM228 104V103H227ZM232 104H235V102H232V103H230V106H229V112L228 113H226V116H227V120H228V122L226 123V121L224 120V119H226V117L225 116H223L224 117V119H223V121H225V123L227 124V126L228 127H231V126H233V124L236 122V118H235V112L238 110L237 109V107H238V105L237 104H235V105H232ZM253 104V103H252ZM256 103H254V105H255ZM135 105V104H134ZM139 105H140V103H139ZM142 105V104H141ZM144 105V104H143ZM154 105V104H153ZM162 105V104H161ZM23 106V105H22ZM27 106H29V105H27ZM163 106H165V105H163ZM188 106V105H187ZM195 106V105H194ZM197 106V105H196ZM222 106H223V104H222ZM41 107V106H40ZM59 107V106H58ZM63 107V106H62ZM144 107V106H143ZM149 107V106H148ZM154 107V106H153ZM156 107V106H155ZM168 107V106H167ZM166 107V108H167ZM189 107H190V105H189ZM191 107L193 108V106L191 105ZM207 107V106H206ZM26 108V107H25ZM30 108H31V106H30ZM129 108V107H128ZM137 108V107H136ZM135 108V109H136ZM141 108V107H140ZM140 108H139V110H140ZM158 108V107H157ZM160 108V107H159ZM158 108V109H159ZM186 108V107H185ZM192 108H189L188 110L190 111ZM7 109V111H9ZM26 109H29V107H27ZM57 109V108H56ZM132 109V108H131ZM150 110H153V109H151V108H149ZM155 109V108H154ZM157 109V110H158ZM172 109H175V107L174 108H172ZM184 109V108H183ZM194 109V108H193ZM206 109V108H205ZM241 109V108H240ZM31 110V109H30ZM58 110V109H57ZM137 110V109H136ZM138 110V111H139ZM157 110H153L152 112L153 113H150L151 111H148V112H146L147 110H145V113L143 114V115H140V116H135V117H132L131 119H130V121H129V118H128V121L130 122V123H128L127 121L125 122V123H127L126 124V126L128 125V124H130V126H128V127H131V125L133 126V131H134V129H135V132H134V134L136 135V133H139V131L140 132H142L143 131V133H145V134H150L151 133V131H152V129H153V127H156L157 125H156V123H159V121L160 122H162L163 120H166V118L164 117V119L162 120V118L163 117H159L158 116V113L157 112H154V111H157ZM162 110H163V108H162ZM243 110V109H242ZM100 111V110H99ZM128 111V110H127ZM144 111V110H143ZM171 111V110H170ZM173 111V110H172ZM171 111V112H172ZM188 111V113H190ZM194 111V110H193ZM193 111L191 112V114L193 113ZM199 111V110H198ZM224 111V110H223ZM246 111V110H245ZM250 111V110H249ZM253 111V112H254ZM28 112V111H27ZM32 112H34V111H32ZM107 112V111H106ZM116 112V111H115ZM115 112H114V114H115ZM134 112V111H133ZM165 112V111H164ZM168 112V111H167ZM183 112H184V110H183ZM187 112V111H186ZM200 112V111H199ZM251 112V111H250ZM8 113H10V112H3L2 113V118H7L8 117ZM10 113V114H11ZM117 113H119V112H117ZM131 113V112H130ZM170 113V112H169ZM222 113V112H221ZM220 113V114H221ZM224 113V114H225ZM38 114H40V113H38ZM56 114V113H55ZM142 114V113H141ZM172 114V113H171ZM171 114H169L170 116H171ZM175 114V113H174ZM173 114V116L175 117V115ZM186 114V113H185ZM241 114V113H240ZM36 115V114H35ZM41 115V114H40ZM120 115V114H119ZM161 115V114H160ZM179 115V114H178ZM222 115H223V113H222ZM245 115V114H244ZM243 114H241L240 115V117H239V119L238 120H240L239 122L241 123H244V122H246V121H244V119H243V116H244ZM247 115V114H246ZM257 115V116H258ZM14 116V117H15ZM31 116V115H30ZM29 116V117H30ZM52 116V115H51ZM54 116V115H53ZM177 116V115H176ZM181 116V115H180ZM187 116V115H186ZM193 116H195V115H193ZM206 116V115H205ZM215 116V115H214ZM252 117L254 116V114H252L251 115ZM33 117V116H32ZM48 117V116H47ZM57 117V116H56ZM119 117V116H118ZM192 117V115L190 116V117H188V118H191ZM248 117V116H247ZM34 118V117H33ZM42 118V117H41ZM59 118L61 119V116H59ZM66 118V117H65ZM75 118H77V117H75V115H73V117H72V120L74 119L75 120ZM116 118H117V116H116ZM124 118H125V116H124ZM167 118H168V115H167ZM28 119V118H27ZM37 119V118H36ZM51 119V118H50ZM70 119H71V117H70ZM109 119V118H108ZM122 119V118H121ZM127 118H125V120H126ZM170 119H172V118H170ZM169 119V120H170ZM174 119H176V118H174ZM181 119V118H180ZM220 119V118H219ZM262 119V118H261ZM19 120V121H20ZM100 120V119H99ZM115 120V119H114ZM162 120V121H161ZM168 120V121H169ZM202 120V119H201ZM216 120V119H215ZM218 120V119H217ZM221 120V119H220ZM246 120V119H245ZM251 121L252 120V118H250V116H249V118H248V121ZM260 120V119H259ZM4 120H2V122H3ZM30 121V120H29ZM38 121V120H37ZM48 121V120H47ZM55 121V120H54ZM64 118H63V125H65L64 127H66V128H64V130H67L68 131V129L67 128H69V129H71V128H74L75 127V123H78V122H68V123H64ZM76 121V120H75ZM87 121V120H86ZM167 121V120H166ZM219 121V120H218ZM244 121V122H243ZM257 121H258V119H257ZM6 122V121H5ZM61 122V121H60ZM82 122V121H81ZM221 122V121H220ZM4 123V122H3ZM2 123V124H3ZM54 123V122H53ZM55 123H56V121H55ZM108 123V122H107ZM165 123V122H164ZM255 123V124H256ZM7 124V123H6ZM23 124V123H22ZM69 124V125H68ZM80 125H81V123H79ZM79 124H77V125H79ZM85 124V123H84ZM104 124H105V121H104ZM161 124V123H160ZM159 124V125H160ZM219 124V123H218ZM221 124V123H220ZM222 124H223V122H222ZM254 124V123H253ZM34 124H32V126H33ZM36 125H37V123H36ZM121 125H122V123H121ZM165 125H167V123H165L164 124V126ZM35 126V125H34ZM62 126V125H61ZM85 126V125H84ZM104 126V125H103ZM109 126H110V124H109ZM111 126H112V124H111ZM118 126V125H117ZM123 126V125H122ZM163 126V127H164ZM168 126H169V124H168ZM245 126V125H244ZM247 126V125H246ZM4 127V126H3ZM2 127V130L4 129ZM107 127V126H106ZM121 127V126H120ZM124 127V126H123ZM159 127H161V126H159ZM167 127V126H166ZM220 127V126H219ZM223 127H224V124H223ZM228 127H226V125H225V129L226 128H228ZM234 127H235V125H234ZM243 127V126H242ZM1 128V127H0ZM6 128V127H5ZM57 128V127H56ZM78 129H79V127H77ZM81 128V127H80ZM83 128V127H82ZM82 128H81V131H82ZM102 128V127H101ZM112 128H113V126H112ZM115 128V127H114ZM158 128V127H157ZM157 128H155V129H153V132L154 131H157L156 129ZM218 128V127H217ZM62 129H63V126H62ZM160 129V128H159ZM162 129V128H161ZM166 130L168 129V127L167 128H165ZM164 129V130H165ZM228 129H230V128H228ZM1 130V131H2ZM80 130V129H79ZM129 130V129H128ZM160 131V130H158L157 132L159 133V135H161V136H164V137H166L165 136V131ZM215 130V129H214ZM8 130H4L3 131V133H2V137L0 138V148H6L7 146H9L10 148H12V146H10V142H9V140H8V138H7V136H8V132H7ZM73 131V130H72ZM78 131V130H77ZM105 131V130H104ZM114 131V130H113ZM131 131H132V129H131ZM132 131V132H133ZM226 131V130H225ZM234 131V130H233ZM64 132V131H63ZM69 132V131H68ZM83 132V131H82ZM84 132H88V130L87 131H85L84 130ZM110 132V131H109ZM126 132V131H125ZM156 132V133H157ZM72 133V132H71ZM80 133V132H79ZM155 133V134H156ZM157 133V134H158ZM214 133V132H213ZM227 133H229V132H227ZM232 133V132H231ZM75 134V133H74ZM74 134L72 135V137L71 138H67L68 140L66 141V143L64 142V144L65 145H67V146H65L66 148H67V151H66V153H62L61 152V154H59L57 157H58V160H60L61 161V163L62 162H66V163H74V164H86V165H88V166H92V165H94L95 163H97L96 162V155L97 156H99L98 154H95L96 152V146L94 147L93 145H92V141H90V139H92V140H96V142H97V138H96V136H94V135H90L91 136V138H87V135L86 136H81V137H77V136H74ZM99 134V133H98ZM101 134V133H100ZM128 134V133H127ZM126 134V135H127ZM130 134H132L131 132L128 134V135H130ZM133 134V135H134ZM221 134H222V131H221ZM234 134H236V133H234ZM242 134H243V132H242ZM241 134V135H242ZM125 135V136H126ZM138 135V134H137ZM153 135V134H152ZM158 135V136H159ZM240 135V134H239ZM238 135V136H239ZM240 135V136H241ZM150 136V135H149ZM153 136H155V135H153ZM153 136H151L152 138H151V141H150V143L151 144H153V143H156V142H153L152 143V139L154 140V138H153ZM223 136V134L221 135V137ZM234 136V135H233ZM245 136V137H246ZM9 137V136H8ZM45 137V136H44ZM134 137V136H133ZM136 138V137H135ZM148 137H146V139H147ZM167 138V137H166ZM220 138V137H219ZM223 138V137H222ZM222 138H221V140H222ZM225 138V137H224ZM238 138V137H237ZM239 138H241V137H239ZM243 138V137H242ZM34 139V138H33ZM39 139V138H38ZM124 139V138H123ZM128 139V138H127ZM226 139V138H225ZM36 140V139H35ZM66 140V139H65ZM131 140V139H130ZM134 140H136V139H134ZM133 140V141H134ZM216 140V139H215ZM220 140V139H219ZM254 140V141H255ZM59 141V140H58ZM111 141V140H110ZM115 141V140H114ZM122 141V140H121ZM125 141H127V140H125ZM125 141L122 143L121 142V144L120 145H122V147H123V145H125L126 143H125ZM253 141V142H254ZM95 142V143H96ZM146 142H147V140H146ZM145 142V143H146ZM148 142H149V139H148ZM147 142V143H148ZM159 142V141H158ZM224 142V141H223ZM98 143H99V141H98ZM106 143V142H105ZM110 143V142H109ZM120 143V142H119ZM128 143H129V141H128ZM133 143H135V142H133ZM150 143H148V145L150 144ZM24 144V143H23ZM61 144V143H60ZM97 144V143H96ZM130 144V143H129ZM137 144V143H136ZM143 144V143H142ZM217 144H218V140H217ZM228 144V143H227ZM12 145V144H11ZM107 145H108V143H107ZM128 145V144H127ZM135 145V144H134ZM139 145H140V143H139ZM145 145V144H144ZM154 145V144H153ZM226 145V144H225ZM34 146V145H33ZM61 146V145H60ZM130 146V145H129ZM25 147V146H24ZM40 147V146H39ZM100 147V146H99ZM112 147V146H111ZM111 147H110V149H111ZM126 147V149H127V147L128 146H125ZM125 147H124V150H126L125 149ZM132 147V146H131ZM130 147V148H131ZM220 147V146H219ZM255 147V146H254ZM8 148V147H7ZM62 148H63V146H62ZM65 148V149H66ZM102 148H103V146H102ZM117 148H120V146L119 147H117ZM129 148V149H130ZM133 149H134V146L132 147ZM2 149H0V151L2 150ZM41 149V148H40ZM108 149H109V147H108ZM139 149V148H138ZM138 149H136V150H138ZM143 149V148H142ZM206 149V148H205ZM63 150H64V148H63ZM95 150V151H94ZM118 151H119V149H117ZM117 150H115L114 149V151H117ZM122 150V149H121ZM121 150H120V153L121 154H124L123 152V150H122V152H121ZM220 150V149H219ZM225 150V149H224ZM224 150H220V151H217V149H216V151L217 152H221V154H217V153H213L212 151H210L209 150V152H205L204 154H201L199 151V153L200 154H196L197 156H195V157H193V160H191V161H186V163H184L183 162V160H182V162L180 161L179 162V160H178V162H176V163H174V167H169V168H172V169H170V170H168L169 168L167 167V165L164 167L165 169L163 170H157L158 171V173H155L158 177H160L159 179L158 178H156L157 176H155V178H153L152 176L153 175H151L150 177H148V178H145V179H141V180H137V182H136V184L134 183L132 186H130V187H132V189L130 190H128V189H126L125 188V190L123 189V190H121V191H119L117 194H115V198H117L116 199V201H119L120 202V209L122 210V211H130L131 213H133V215L135 214H145V216H146V213H149V211L151 210L152 211V209L154 208L155 209V205L157 206V204H159L160 202H162L163 203V200H165L166 201V198L169 196L168 194H167V192H168V188H170V187H173V186H175V185H187V186H189L190 188H196V189H199V190H201L200 188L203 186L204 187V182H205V184L207 183H210V182H212L214 179H215V177H216V172L218 171V170H225V171H229V172H231L230 170L232 169V166L233 165H236L237 163H238V158L235 156V155H233L234 154V151H233V154L231 153L232 151L229 149L228 151H227V149H226V151H224ZM243 150H245V149H243ZM251 150V149H250ZM21 151V150H20ZM25 151V150H24ZM104 151H106V150H104ZM126 151H131V150H126ZM141 151V150H140ZM224 151V152H223ZM229 151H231V152H229ZM236 151H237V148H236ZM248 151V150H247ZM22 152V151H21ZM31 152V151H30ZM64 152V151H63ZM197 152V153H198ZM57 153V152H56ZM60 153V152H59ZM128 153V152H127ZM127 153H126V155H127ZM139 153V152H138ZM130 154V153H129ZM128 154V155H129ZM131 154H134V153H132L131 152ZM248 154V153H247ZM25 155H26V153H25ZM116 155V154H115ZM127 155V156H128ZM263 155V154H262ZM119 156V155H118ZM6 157H8V156H6ZM17 157V156H16ZM21 157V156H20ZM19 157V158H20ZM23 157V156H22ZM56 157V158H57ZM121 157V156H120ZM123 157V156H122ZM139 157V156H138ZM24 158V157H23ZM28 158V157H27ZM53 158V157H52ZM104 158V157H103ZM131 158V157H130ZM135 157H133V159H134ZM178 158V157H177ZM182 158V157H181ZM1 159V162H2V158H0ZM38 159V158H37ZM102 159V158H101ZM109 159V158H108ZM125 159V158H124ZM4 160V159H3ZM18 160V159H17ZM54 160V159H53ZM105 160V159H104ZM112 160V159H111ZM121 160H123V159H121ZM120 160V161H121ZM129 160V159H128ZM101 161V160H100ZM103 161V160H102ZM113 161H115V158H114V160ZM127 161V160H126ZM246 161V160H245ZM21 162H22V160H21ZM49 162V161H48ZM252 162V161H251ZM53 163V162H52ZM56 163V162H55ZM104 163V162H103ZM103 163H101V164H103ZM119 163V162H118ZM122 163V162H121ZM17 164H19V163H17ZM48 164V163H47ZM51 164V163H50ZM50 164H49V166H50ZM54 164V163H53ZM70 164V165H71ZM73 164V165H74ZM111 164V163H110ZM125 164V163H124ZM164 164V163H163ZM171 164V163H170ZM255 164V165H256ZM12 165H14V164H12ZM55 165V164H54ZM63 165V164H62ZM103 165H105V164H103ZM143 165H145V164H143ZM240 165V164H239ZM11 166V165H10ZM32 166V165H31ZM43 166V165H42ZM84 166V165H83ZM210 166V168L212 167V170H213V172H212V174H211V172H210V170L208 169V167ZM15 166H13L12 168H14ZM82 167V166H81ZM120 167V166H119ZM124 167V166H123ZM234 167V166H233ZM9 168V167H8ZM33 168H34V166H33ZM49 168V167H48ZM51 168V167H50ZM49 168V169H50ZM59 168V167H58ZM106 168V167H105ZM122 168V167H121ZM142 168V167H141ZM144 168V167H143ZM256 168V167H255ZM260 168V167H259ZM11 169V168H10ZM9 169V171H11ZM15 169V168H14ZM20 169V168H19ZM77 169V168H76ZM130 169V168H129ZM209 171H208V170ZM141 170V169H140ZM17 171V170H16ZM69 171H70V169H69ZM147 171V170H146ZM210 172V174L209 175H207L208 174V172ZM47 172V171H46ZM224 172V171H223ZM9 173H11V172H9ZM14 173V172H13ZM218 173V172H217ZM141 174V173H140ZM145 174V173H144ZM229 174V173H228ZM11 175V174H10ZM139 175V174H138ZM13 176V175H12ZM11 176V177H12ZM120 177V176H119ZM136 178V177H135ZM143 178V177H142ZM214 178V179H213ZM217 178V177H216ZM218 180V179H217ZM203 181V182H202ZM221 181V180H220ZM201 184H203V185H201ZM213 184V183H212ZM215 184V183H214ZM130 185V184H129ZM209 185V184H208ZM211 185V184H210ZM207 186V185H206ZM129 187V188H130ZM178 187V186H177ZM120 189H122V188H120ZM128 190V191H127ZM166 194L168 195L167 197H165L166 196ZM111 197V196H110ZM114 197V196H113ZM168 200V199H167ZM164 201V202H165ZM170 201V200H169ZM168 201V202H169ZM217 204L215 205V206H213V204L212 203H209V202H202V203H200V204H198V209L196 210V211H188V212H186V213H184V214H182L183 216L182 217H184V218H186V216H188L189 214H191V213H199V214H202L204 217H206V219L208 218L209 219V222H211V224H213L216 220H218V218H221L222 216L221 215H224L223 214V209H222V205H220V204H218L219 202H216ZM110 204V203H109ZM161 204V203H160ZM117 205V204H116ZM212 205V206H211ZM93 206H94V204H93ZM114 206V205H113ZM116 207V206H115ZM64 208V207H63ZM107 209V208H106ZM117 209V208H116ZM195 209V208H194ZM178 210V209H177ZM121 212V211H120ZM129 212V213H130ZM68 213V212H67ZM89 213V212H88ZM128 212H127V214H129ZM72 215V214H71ZM70 215V216H71ZM86 215V214H85ZM90 215H91V213H90ZM119 215V209H117V210H115L114 208L113 209H111V210H109V211H107V210H103V211H98L97 212V214H96V217H93L92 219L90 218V217H88V218H90V221H89V219H87V221H88V223L87 222H85V223H83V226H84V228L81 230V231H79L78 230V228H76L75 229V227H74V229H71L70 228V226L71 227H73V226H75L74 224H70V226H68V228H66L67 229V232L69 231V233H67V234H65L64 233V238L62 239L63 241H64V239H65V235H66V237L68 236V234H70V233H72L69 229H71V230H73V233H75L76 235H77V241H78V243L79 244H81L82 246H83V248H85V249H87V251L89 250L90 252H92V251H96V252H98L99 254L101 253V251H102V253L103 252H108L109 251V248H108V251H107V248H102V247H104V245L103 244H108V241H107V239H106V230L108 229L107 227H108V225H112V223H114L113 221H115L114 220V217L115 218H117L116 216H118ZM89 216V215H88ZM95 216V215H94ZM179 216V215H178ZM194 216H195V214H194ZM72 217H74V216H72ZM77 216H75V218L74 219H76V220H79V222H81V220L80 219H78V218H76ZM83 216H81V218H82ZM190 217V216H189ZM85 218H86V216H85ZM85 218H84V220H85ZM74 219H73V221H74ZM118 219V218H117ZM183 219V218H182ZM46 220V219H45ZM54 223H55V220L53 221ZM83 222V221H82ZM49 223V222H48ZM52 223V222H51ZM68 223V222H67ZM75 223V222H74ZM77 223V222H76ZM46 224V223H45ZM79 224V223H78ZM49 226V225H48ZM66 227V226H65ZM115 227V226H114ZM49 228V227H48ZM51 228H52V226H51ZM50 229V228H49ZM65 229V230H66ZM50 231V230H49ZM156 231V230H155ZM48 232V231H47ZM51 232V231H50ZM49 235V234H48ZM58 236H61L60 235V233L58 234ZM72 236V235H71ZM62 237V236H61ZM68 238H69V236H68ZM62 240H60L59 241V243L62 241ZM67 240V239H66ZM120 240L122 241V238L120 237V238H117V239H113V240H110L109 241V243H110V245H113V247L114 248H117V250L116 249H113V252H117L118 250H120V248H121V246H122V242H120ZM62 241V242H63ZM61 242V243H62ZM67 242L69 243L70 241H64L63 242V245H60L59 243V249H57L56 250V252H55V258H56V255H57V259H58V256L60 257V259H62L61 260V262L63 263V264H70V260H69V258L71 257V256H73L72 257V259H75L74 257H76L77 256V254L75 253V251H74V249L72 250V248L70 247V244H67ZM16 243V245H17V242H15ZM73 244H74V242H73ZM15 245V246H16ZM30 245V244H29ZM102 245V246H101ZM18 246V245H17ZM44 246V245H43ZM56 247H58L57 245H55ZM61 246V247H60ZM55 247V248H56ZM99 247H101V249L99 248ZM105 247H106V245H105ZM2 248H4V242H0V250L2 249ZM54 248V247H53ZM54 248V249H55ZM30 249V248H29ZM85 249H84V252H85ZM112 249V248H111ZM49 250V249H48ZM114 250H116V251H114ZM42 252H43V250H41ZM40 252V251H39ZM83 252V251H82ZM160 252V251H159ZM170 252V251H169ZM37 253V252H36ZM45 253H46V251H45ZM49 253V252H48ZM54 253V252H53ZM81 252H79V254H80ZM88 253V252H87ZM92 253H94V252H92ZM97 253V254H98ZM110 253V252H109ZM104 254V253H103ZM153 254H155V253H153ZM0 255H2V254H0ZM31 255V254H30ZM40 255H41V253H40ZM50 255V254H49ZM88 256H89V253L87 254ZM87 255H85V257L87 256ZM94 254H92V256H93ZM42 256V255H41ZM52 256H53V254H52ZM87 256V258L88 259H90L89 257ZM96 256V255H95ZM99 256V255H98ZM103 256H105V254L103 255ZM102 256V257H103ZM45 257V256H44ZM46 258V257H45ZM55 258H49L48 260L49 261H51V259H55ZM87 258H85V260L87 259ZM96 257H94V259H95ZM31 259H33V258H31ZM103 259V258H102ZM59 260V259H58ZM77 260L78 261H80L78 258L75 260V262H77ZM32 261V260H31ZM48 261V262H49ZM57 261V260H56ZM87 262L86 263H88V260H86ZM92 262H94L93 261V258H92V260H91ZM33 262V261H32ZM34 262H36V261H34ZM33 262V263H34ZM54 262V261H53ZM83 262H84V260H83ZM89 262H90V260H89ZM97 262H98V259H97ZM96 262V263H97ZM183 262V261H182ZM15 263V262H14ZM17 263V262H16ZM38 263V262H37ZM53 264L52 262H49V264ZM59 264H61V263H59ZM76 264V263H75ZM91 264V263H90Z\"/></svg>","mask_w":264,"mask_h":264}]
</instances>
